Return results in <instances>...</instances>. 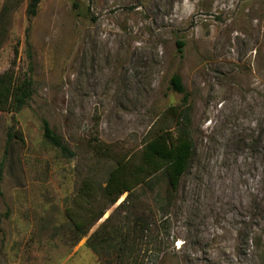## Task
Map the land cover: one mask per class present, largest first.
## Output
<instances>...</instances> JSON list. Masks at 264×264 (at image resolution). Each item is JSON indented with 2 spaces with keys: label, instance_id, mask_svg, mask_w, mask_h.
<instances>
[{
  "label": "rangeland",
  "instance_id": "rangeland-1",
  "mask_svg": "<svg viewBox=\"0 0 264 264\" xmlns=\"http://www.w3.org/2000/svg\"><path fill=\"white\" fill-rule=\"evenodd\" d=\"M27 7L0 0V73L33 81L20 113L0 112V264L119 262L88 240L122 219L126 195L93 223L77 194L86 179L100 192L115 160L138 159L157 132L177 135L176 74L194 156L176 192L164 176L138 190L131 261L264 264V0H42L32 19ZM43 120L73 156L46 142ZM11 128L23 141L6 154ZM168 195L163 214L156 198Z\"/></svg>",
  "mask_w": 264,
  "mask_h": 264
},
{
  "label": "trees",
  "instance_id": "trees-1",
  "mask_svg": "<svg viewBox=\"0 0 264 264\" xmlns=\"http://www.w3.org/2000/svg\"><path fill=\"white\" fill-rule=\"evenodd\" d=\"M41 1L28 0L27 15L30 19L37 15ZM26 43L30 48L28 33ZM177 46L178 52L182 54L185 42L178 41ZM32 86L31 76L18 75L13 67L0 73V112L20 113L33 96ZM170 89L183 96L181 105L172 106L168 110L176 120L177 135L168 130L157 132L145 144L138 159L115 160V166L109 172L105 186L100 192L95 191L93 180L86 179L82 182L77 194V203L83 200L90 205V222L93 223L99 221L109 208L116 205L121 197L126 195L125 200L116 210L120 215L124 214L122 219L114 220L115 213L111 214L88 240V245L96 253L104 252L107 256L114 253V258L119 259L117 264H137L131 259L136 249L139 233L144 230L143 218L138 214V202L141 198L138 190L144 187L151 189L155 181H160V178L164 176L171 189L176 192L194 156V143L189 130L191 106L187 89L180 75L176 74L171 78ZM43 131L46 142L58 149L63 156L74 155L47 120H43ZM15 139L23 141L22 133L11 128L7 133L6 154H9ZM1 172L2 166L0 168V194L2 193ZM156 203H160L161 211L167 214L175 202L173 197L168 195L164 200L157 197ZM69 216L77 230L84 232L90 223L86 225L80 222L73 213Z\"/></svg>",
  "mask_w": 264,
  "mask_h": 264
}]
</instances>
